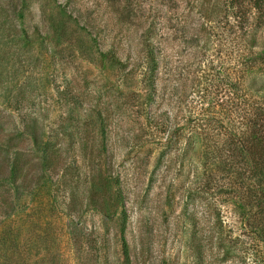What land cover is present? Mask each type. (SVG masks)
Instances as JSON below:
<instances>
[{
  "label": "rangeland",
  "instance_id": "374dc122",
  "mask_svg": "<svg viewBox=\"0 0 264 264\" xmlns=\"http://www.w3.org/2000/svg\"><path fill=\"white\" fill-rule=\"evenodd\" d=\"M202 3L0 0V175L18 155L0 264H125L123 227L130 264H264L263 151L222 127L238 101L225 69L264 103V22L249 11L261 55L239 78L213 37L194 40ZM211 104L221 126L198 134Z\"/></svg>",
  "mask_w": 264,
  "mask_h": 264
},
{
  "label": "trees",
  "instance_id": "16d2710c",
  "mask_svg": "<svg viewBox=\"0 0 264 264\" xmlns=\"http://www.w3.org/2000/svg\"><path fill=\"white\" fill-rule=\"evenodd\" d=\"M202 1L203 3L200 6V14H203L202 17L205 21L200 23V27L198 29L199 32L196 33L194 40L199 41L200 38L198 37L203 36L205 46L213 37L212 44H214L215 40L216 45L214 46L220 45L218 52L228 51L227 55L230 59L236 58L238 65L240 66L239 71L242 72L239 78H245L246 74L255 69L258 62L257 57L260 58L259 55H261V53L255 51L254 49L255 43L253 42V32L249 31L247 25V22L250 20L249 11L255 15L254 19H256L259 24L264 22V0ZM150 45L151 43L149 42L147 46ZM155 51L156 47L150 46L147 60L150 74V92L153 94L157 91L156 71L159 65V60ZM232 73H235L233 71V67H229L227 70H224V82L228 85V87H230V91H235V99L237 98L238 101L228 102V104L224 106L223 109L225 111V118L227 119V122H223L222 127L224 128V131L228 130L227 137L232 139L237 137L240 141H243L244 145H242L241 148L244 149L245 152L247 151L248 146L244 142V137L254 138V140L258 141L261 145V149L263 151L262 155H264V140L260 137V132L263 130L264 126L262 123V121H264V103L251 101L248 98V94L243 92L244 90L239 86L237 80L234 79V75H232ZM218 80L222 81L223 78L218 76ZM150 97L152 100V94ZM214 108V105L211 104L209 110L205 109L201 114H199V116L194 117L191 124H193L194 130H196L195 132L198 134L200 132L203 134L205 133L209 136H214L216 134L214 132H216L218 127L221 126V121L217 117H214L211 110ZM211 131H213L212 135L210 134ZM224 134H226V132ZM32 136L34 143H38L39 138L37 134H33ZM6 160L8 162L6 167H9V169L5 168V171L0 175V184H2L1 182H7L15 189L17 182L16 167L18 155L16 154L14 158L11 159L6 158ZM258 164L259 161L256 160L254 170L258 168ZM262 190L263 194L260 199L264 200V189ZM16 194L17 191L14 194V197ZM16 210L17 198L15 197L13 198V201L7 204L6 213L10 215ZM121 241L125 264H130V248L126 239L124 227L121 230Z\"/></svg>",
  "mask_w": 264,
  "mask_h": 264
}]
</instances>
